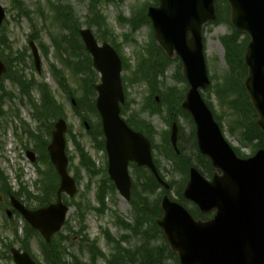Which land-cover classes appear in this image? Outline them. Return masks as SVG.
<instances>
[{"label":"water","instance_id":"obj_1","mask_svg":"<svg viewBox=\"0 0 264 264\" xmlns=\"http://www.w3.org/2000/svg\"><path fill=\"white\" fill-rule=\"evenodd\" d=\"M230 21L251 41L244 62L248 75L245 89L258 113V125L264 132V0H228ZM150 7L156 41L171 59L182 61V73L190 84L182 108L194 118L197 142L202 155L208 157L215 169L213 179L207 180L195 167L183 191L201 212L215 211L211 220L195 219L181 204L166 195L161 203L164 211L157 224L163 229L171 250L179 256L180 264H264V150L250 159L239 158L225 139L212 111L203 100L202 89L210 84L204 55V26L217 21L215 0H158ZM6 13L0 5V26ZM81 37L92 55L94 67L101 74L97 108L106 134V149L110 159L109 172L120 192L130 199V161L148 165L166 188L152 159L150 141L131 130L120 117V102H124L121 80V60L112 46H100L90 29H81ZM36 67L41 72V59L33 42ZM6 66L0 59V80ZM61 119L53 131L48 147L52 163L61 178L58 202L48 207L29 210L12 198L14 206L47 240L62 228L68 208L62 202V192L73 196L75 180L68 173L65 132ZM178 128L175 124L172 142L177 149ZM32 159L34 154L29 153ZM14 253L17 264H35L28 253Z\"/></svg>","mask_w":264,"mask_h":264},{"label":"rangeland","instance_id":"obj_2","mask_svg":"<svg viewBox=\"0 0 264 264\" xmlns=\"http://www.w3.org/2000/svg\"><path fill=\"white\" fill-rule=\"evenodd\" d=\"M97 1L99 2L98 4L100 9L98 6L96 9L98 13H100L101 11L103 16L106 17L107 21V23L103 24V26L107 27L108 30L103 28L102 32L105 35H108L112 32L111 34L116 39L117 43L122 47L121 50L122 53H124L125 58H127L131 63L129 64L130 69H128L127 72H124L125 77H128L134 70L135 72H137L140 65L139 59H137V57H135L134 55V52H139V48L136 47L133 42H135L136 40L139 44L148 43L151 40V27L149 25H143L138 29L137 32H132L129 23H122L118 20V17L121 14L125 18H129L131 17V15H133V13H141L146 6L148 8L149 6L155 5V0H112L109 2L107 0ZM91 2L92 0H21V2H19L21 4V8L27 12L26 14H24L23 12H21V9L17 7L16 3L13 0H0V5L5 8L7 14L6 20L0 29V38H3V36L6 35L8 37V43H4L3 47L1 46L2 52L0 53L5 61L8 60L12 64L11 73L8 75V78L4 77L2 81L3 89L1 88L2 86L0 87V96L2 94H5V98H0V105H4L7 113L8 111L12 112L15 109H19V112L21 114L20 119L16 118L14 120L15 117L11 118L12 113H9L7 116L5 115L1 118L3 119V123L5 122V130L4 134L1 137L2 146L0 147L2 148H0V167L7 173L10 179L9 183H11V185L14 186L16 190H20L19 182L16 178V173L20 170L19 168L23 169V172L25 174L24 181H26L29 186L31 185V190H34L32 184L37 181L35 179L38 176L35 173L34 165L27 160L24 150H22L20 146L22 144L21 140L26 139L23 133V129L26 128V125L23 126L22 123L27 122L34 127L36 126L35 121L33 122L30 116L31 107L29 106V101H33L39 104L41 103L42 98L37 94L35 96L33 95L34 86L30 85L28 89L25 90L31 96L33 95L30 99L29 97L24 96L21 93L19 87L13 83V77L19 78L23 72L28 77H30V80L32 75L35 76V78L37 79V84L42 83V81L49 84L50 89L55 92L54 94L57 97V101L60 103L59 105H61L62 108L64 107L67 113L68 125H72L74 134L80 135V139H82L89 153L95 159L96 164L99 168L102 169V175L100 174L99 176L93 178L94 183L91 190L87 189V184L90 181V176L85 174L86 172L82 174V182L80 186L81 192L77 195L76 200L74 201V205L70 209L68 215L69 223L67 226H65L61 235L55 238V243L61 244L59 242V239H61L62 241L64 238L69 236V239L72 243H70V241H67V244H63L64 247L69 248L73 253H77L84 260H86V256L84 255L82 247H80L79 245L80 242H82L80 238V231L85 224L83 223L81 218L79 219L78 217L79 214L76 206L77 204H81L83 207L81 215L85 216L86 225H88L87 234L90 236L91 240L98 239L99 247L106 252L109 249V245L113 247L114 241H111L110 244H108L105 240L106 238L102 234V231L109 230L110 233H112L117 237V239H119L122 231H125L122 227L125 226L121 225L120 227L117 223V218L121 217V219H125L126 224L132 225L135 224L133 223V221L134 219H136L135 215L133 216V213L131 212L132 206L130 202L124 199L118 193V191L106 197L104 206H99V203L96 200V186L100 180L106 178L104 168L108 164V160L103 151L93 148L91 138L87 134L88 130L82 124V119L74 115L71 100L68 99L66 97V94L60 89L57 83L59 80L53 75L55 74V72L57 74L64 73L68 85H66L68 93L76 94V100L80 98L83 99L84 91L81 84L79 83V78H82L84 76L76 75V69L71 67L72 64H70V60L64 63L65 59L61 57V53L58 50V48H66V46H68L69 49L71 48L72 44L69 43V37L71 34V30H76V22H69L71 23V25L69 23H63L60 25L55 17V9L60 10L59 12L62 11L63 15L68 11L73 15L76 14L78 19L80 20L81 27H88L94 24L93 16H97L98 14L93 10V5L91 4ZM222 2L223 0H221L220 3ZM68 6H70L73 10L71 8L67 9ZM92 29L97 35L99 29H97L96 27H93ZM230 33L231 28L228 24L225 23L208 24L205 27L204 48L208 63L209 75L210 77L217 78L216 80H219L221 76H224V74L227 72L226 69H228V63L226 61V50L223 43L221 42V37L229 35ZM125 34L128 35L127 39H125L124 37ZM30 40H34V42H36V44L40 48L43 60L41 75H39L37 70L35 69L32 51L29 46ZM79 43L80 40L79 38H77L76 45H80ZM40 46L43 47L44 51ZM70 53H73L70 59H72V57L74 59H78V56L80 57V54H78V52H74L73 50H71ZM52 65H56L58 69L56 71H53V74L50 71ZM69 66L70 68L68 69ZM180 74L181 62L179 60H176L173 63L169 64L163 76H160L158 78L157 84L155 86L156 93L153 95V97L156 98L159 95H165L174 88H177L179 91L184 92L187 89V84L180 77ZM20 79L27 80L23 75L20 77ZM213 84L209 88V90L207 89L203 91V98L211 104L215 114L223 119L222 126L228 141L234 147H238L239 149H241V151H243L245 154L252 153L253 145L245 144V142L241 140V136L244 132L242 126L237 124L235 117L226 115L224 113V110L220 107V100L218 99L214 91L211 90V88H213ZM17 85L19 84L17 83ZM126 89L127 91H129V93L132 94L131 97H133L137 109L148 107L149 111H144V116L156 126L154 127L155 131L157 132V135L155 136L156 141H154L157 147L155 150H153V155L156 159L155 161H157L158 166L161 167V172L164 176V179L168 183L172 182V191L170 193L171 197L179 200V185H181L182 183L184 185L187 176H185L184 172L180 170L181 167H179L180 169L178 170H176V168L174 169L171 161H169V157L165 155L164 148L165 150L168 149L167 141L169 142L171 132V127L164 120L166 113H168V107L164 103H162V101H159L157 103L151 102V95L147 88L146 82L144 81H138V83H135L134 88L129 89L127 87ZM11 95H14V99L8 100ZM89 97L93 98L91 96ZM93 99L95 101V98ZM80 104L82 114L88 116L89 119L93 121V123H97L99 117L96 115V113L90 111L87 106V102L83 100ZM157 105H159L160 107L163 106L164 108V112L160 113L159 115L156 114V112L150 111V109L156 111ZM83 109L87 110L88 112L85 113ZM127 113L129 114V111H127ZM174 117L178 118L180 124V134L181 138L183 136V146L185 148V153L189 157L193 158L195 163L200 165L201 169L205 172V176H209V170L205 167V163H203L202 160L198 158V150L196 148L195 139L193 136L195 127L192 120L188 117H180L179 115L172 114V118ZM16 125L19 127L18 131L19 134L23 136L22 138L14 135V128ZM231 125H233L232 129L230 127ZM24 141H26L29 146H34L31 141ZM73 149L74 145L70 143V150ZM42 169L46 173H50V169L47 166L42 167ZM169 170L171 171L168 173ZM51 174L56 179V176L53 173ZM52 176L49 175L48 177H46V180L51 181L50 179L53 178ZM39 189L41 190L42 187ZM161 192L162 191L160 189L155 190L152 193H142L141 191V196L147 197V203L150 206L151 203H154L153 207H155V201L157 198H159ZM64 198L66 200H70L69 198H67V196H65ZM180 202H183L184 206H186L190 210V212L193 213L192 209L195 208L193 203L182 199H180ZM4 208L5 206L3 207L2 211L0 210V264H14L13 261L9 259V254H7V244L13 242L14 237L12 236V230L4 226L7 222L8 217ZM103 208L106 209L105 212L101 214L98 210ZM145 215L147 217V214ZM17 217L18 216L15 215L11 219L12 222L16 221V223H19L20 225L21 223L23 224V220H19ZM204 217L206 218V215H204L203 218ZM147 225L149 226V222L146 223V227ZM153 229L154 227L151 228V231L155 232ZM23 231L25 233V228H23ZM125 233L127 234L126 237L129 236L130 239L127 243H125V245L130 247L129 249L133 250L141 244L140 237L138 238L136 236H133V234L127 232ZM156 237L157 238L151 240L150 243L153 244L154 241L155 243H157L155 246H163L164 241L161 235H157ZM29 238H31V236ZM29 242L31 251H35L36 254L39 253L40 238L34 235L33 241L29 239ZM15 246L21 247V244L15 243ZM147 248H149V245L147 246ZM6 256L8 258H6ZM138 259H140V257H138L137 260ZM158 260H162V264H179L178 259L170 256L166 252L162 253V256ZM81 262L83 263V260H81ZM100 264L106 263L101 262Z\"/></svg>","mask_w":264,"mask_h":264},{"label":"trees","instance_id":"obj_3","mask_svg":"<svg viewBox=\"0 0 264 264\" xmlns=\"http://www.w3.org/2000/svg\"><path fill=\"white\" fill-rule=\"evenodd\" d=\"M17 7L21 9V12L26 14L27 12L21 8V0H13ZM112 1V0H107ZM221 0H217V8L219 12V19L218 24L225 23L230 25L229 21V13H230V7L226 0H223L222 3H220ZM99 2L97 0H92L91 4L93 5V10L98 13L97 6L99 7ZM156 3V0H155ZM64 8V7H62ZM61 8V9H62ZM71 8L70 6L67 7ZM146 8L141 13H133L131 17L125 18L123 15H119L118 20L122 23L127 22L131 26L132 32H136L142 25L149 24L150 20L146 16ZM100 9V7H99ZM55 9V17L57 20H62L64 23L67 22V19H72V21H76V19L73 17V14L71 12H65L64 15L62 14V11ZM93 25H95L98 29L100 34L103 36L104 39H110L115 44V38L109 35H105L102 32V29L105 28L108 30L107 27L103 26V24L107 23L106 17L103 16V14L98 13L97 16H93ZM92 25V26H93ZM72 27V26H71ZM231 27V26H230ZM70 39L69 43L71 45V50L74 52H78L80 54V57L78 56V59H74L71 56L73 53H70V49L68 46L66 48H58V50L61 53V57L65 59L64 62H70L71 67L76 69V73L78 75H82L84 77L79 78V82L83 88V99H77V102L79 106H81V102L84 100L87 102V106L90 109V111H96L95 108V101L93 98L96 96V91L94 89V84L97 82V73L92 68V61L90 56L87 54V52L84 49L83 43L80 41V45H76V39L79 38L77 29L70 32ZM114 34V33H113ZM125 39H127L128 35H124ZM80 40V39H79ZM221 41L225 47L226 50V61L228 63V69H226V73L224 76H221L219 80H216L217 78L211 77L213 84V88L211 90L214 91L218 99L220 100V107L224 110V113L226 115H231L235 117V120L237 121V124L242 126L243 128V140L246 142L258 140L259 142L261 140H264V135L260 132L257 124H256V113L254 108L251 105V102L249 100V97L247 96V93L244 89L243 82L247 75V68L244 65L243 62V55L245 48L248 44V37L247 35H243L242 33L236 31L234 28L231 27V33L229 35L221 37ZM8 43V37L3 36V38H0V50H2L3 45ZM137 47L139 48V52L136 53L137 59H139L140 65L137 70V72H134L128 76L127 82L129 85L134 84L138 81H144L149 85L150 93H151V102L156 103L155 98L153 95L156 93V84L158 81V78L160 76H163V74L166 72V69L169 64L173 63L171 60H169L163 50L156 44L154 38L152 37L151 40L146 43L143 46H140L138 42L135 40L134 42ZM2 46V47H1ZM83 52V53H82ZM64 54L67 55V58L64 57ZM123 62L125 64L126 69H130V63L127 58L122 56ZM57 66L52 65V71H56ZM56 78H58V82L61 86V88L64 91L67 90V82L65 79L64 73L57 74L55 72ZM182 78V76L180 75ZM17 80V79H16ZM27 80H21L18 79L17 83L21 86L23 93L31 97V95L26 92L25 90L28 89V87L31 84H35V81H33L31 84L28 83L26 85ZM66 83V84H65ZM68 86V85H67ZM41 88V94H42V102L40 105H37V108H35V117L42 122L41 127H38V129L31 130L29 132V135L31 138L34 139L35 143V149L39 150L41 149V158L44 160H47V162L50 165L48 155L46 154V145L49 142L51 138V130H52V123L51 121L53 119H57L59 117H62L64 115L63 110L60 103L56 100L55 95L53 92L44 85L40 86ZM184 92L179 91L177 88L171 89L167 94L161 95V101L164 103L168 109L167 112L172 118V114L179 115V116H188L186 112H184L181 109V101L183 99ZM71 96H75L76 94L70 93ZM89 96L93 97L90 98ZM160 105V104H159ZM157 105L156 111L153 109H150L151 112H161V107ZM211 106V104H210ZM212 107V106H211ZM144 110H148V107L143 108ZM82 111V109H80ZM83 111L87 113V110ZM63 113V114H62ZM215 113V112H214ZM216 119L221 124L223 122V119L218 117L215 114ZM128 123L133 126L136 130L143 131L148 136L153 137L154 135V129L151 125H149L146 121L142 120L141 118H131L128 120ZM231 129L233 128V125L230 126ZM94 136H93V143L96 148H104V135L102 132V127L100 123H97L93 127ZM75 143V149L79 157V164L77 166L74 165L72 157V166L75 169L81 170L82 168L86 169L87 172L90 175H94L97 173L95 162L92 160L90 155L85 149V146L77 141L74 140ZM154 147H157L154 144ZM238 151V150H237ZM40 152V151H39ZM239 155L243 156L238 152ZM165 155L169 157L170 159H173L175 162L176 169H180L184 172V174H187V171L189 169L190 165L197 164L195 163L194 159L189 157L185 153L184 146L182 145V153L180 155H177L172 146L169 143L168 149L165 150ZM200 160H202L203 163H205V167L210 171L212 168L210 166V163L208 159L202 157L201 155L198 156ZM198 165V164H197ZM51 166V165H50ZM52 167V166H51ZM200 167V165H199ZM50 169V173H46L45 171L41 172L44 176L48 177L49 175L52 176L51 173L54 174V169ZM40 171V170H39ZM208 171V172H209ZM48 175V176H47ZM55 175V174H54ZM53 177V176H52ZM21 178V176L19 177ZM0 179L5 181L4 175L2 171H0ZM51 181H46L45 187L48 190V194L46 195V191L44 192L43 198H39L37 205H44L47 202L51 200V197L54 194V190L56 189V182L55 178H51ZM138 182V184H137ZM140 183V185H139ZM183 183L179 185V191L178 195L181 199V189H182ZM160 187L158 182L156 181L155 177L150 173V171L146 170L145 168H137L136 169V182L134 183L133 188V195H132V206L135 211V225H129L126 224V222L122 221V224L126 227H131L133 230V234L136 236L139 235L142 238V244L140 247H137L134 251L123 249L121 248V243L117 242V249L118 253L125 254L126 257L129 258V261L127 264H162V260H158L162 253H168L170 256L174 257L169 248L167 247L166 243L164 242L163 246H155L154 244H151L150 241L157 238V235H160V231L158 227L155 224V219L159 215H161V210L159 207V200L158 198L155 201V207H153L154 203H151V206L147 203V197L141 196L144 192H150L157 190ZM104 193L107 191L106 186L103 187ZM103 192L99 193V199L103 202ZM19 197H24L23 192H19L17 194ZM100 195H102L100 197ZM141 196V197H140ZM31 201V199H30ZM101 210V209H100ZM192 212L197 217H203L204 215L201 214L198 209L195 207L192 209ZM147 214V217L146 215ZM207 217V215H206ZM149 222V226L146 227V223ZM145 225V227H144ZM154 227V231H151V228ZM109 241L113 240V237L109 234H106ZM125 238V237H124ZM126 239V238H125ZM149 245V248L147 246ZM57 249V247H56ZM57 250L54 252V258L56 260L59 259L57 256ZM101 254V253H100ZM140 257V259L137 260V258ZM54 262V259H52ZM115 261V260H114ZM55 263V262H54ZM59 262H57L58 264ZM119 264H124V260L118 261ZM110 264H117L115 262H110Z\"/></svg>","mask_w":264,"mask_h":264},{"label":"flooded vegetation","instance_id":"obj_4","mask_svg":"<svg viewBox=\"0 0 264 264\" xmlns=\"http://www.w3.org/2000/svg\"><path fill=\"white\" fill-rule=\"evenodd\" d=\"M108 252H109V257L112 258V257L114 256V255H113V254H114L113 251L108 250Z\"/></svg>","mask_w":264,"mask_h":264}]
</instances>
